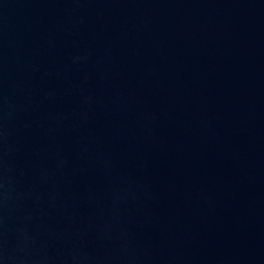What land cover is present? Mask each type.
I'll list each match as a JSON object with an SVG mask.
<instances>
[{
	"label": "water",
	"instance_id": "1",
	"mask_svg": "<svg viewBox=\"0 0 264 264\" xmlns=\"http://www.w3.org/2000/svg\"><path fill=\"white\" fill-rule=\"evenodd\" d=\"M0 264H264V0H0Z\"/></svg>",
	"mask_w": 264,
	"mask_h": 264
}]
</instances>
